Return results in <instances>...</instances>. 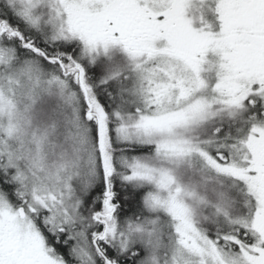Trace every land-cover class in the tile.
Segmentation results:
<instances>
[{
    "label": "snow or ice",
    "instance_id": "obj_1",
    "mask_svg": "<svg viewBox=\"0 0 264 264\" xmlns=\"http://www.w3.org/2000/svg\"><path fill=\"white\" fill-rule=\"evenodd\" d=\"M0 264H264V0H0Z\"/></svg>",
    "mask_w": 264,
    "mask_h": 264
}]
</instances>
